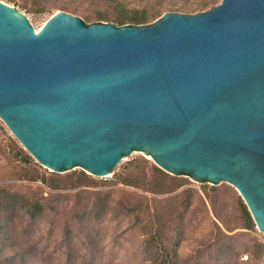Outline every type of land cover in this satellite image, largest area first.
Instances as JSON below:
<instances>
[{
    "label": "water",
    "instance_id": "water-1",
    "mask_svg": "<svg viewBox=\"0 0 264 264\" xmlns=\"http://www.w3.org/2000/svg\"><path fill=\"white\" fill-rule=\"evenodd\" d=\"M11 5L0 0V117L33 158L103 177L142 151L230 183L264 234V0L145 25L57 11L40 30Z\"/></svg>",
    "mask_w": 264,
    "mask_h": 264
},
{
    "label": "rangeland",
    "instance_id": "rangeland-1",
    "mask_svg": "<svg viewBox=\"0 0 264 264\" xmlns=\"http://www.w3.org/2000/svg\"><path fill=\"white\" fill-rule=\"evenodd\" d=\"M111 1L48 0L46 5L52 9L44 13L22 9L19 2L7 3L20 9L38 29L57 11L82 21L83 13L113 16ZM158 1L163 12L177 11L181 4V0ZM131 2L137 7L144 4V0ZM95 22L118 25L112 19ZM20 149L31 158L17 154ZM144 159L155 164L150 155L133 150L110 176L91 175L90 185L74 187L83 169L51 171L24 149L8 127L1 126L0 189L14 195V211L6 222L0 215L5 227L0 232V257L10 255L15 245L18 256L25 253L23 264H252L241 257H253L264 244V234L256 225L253 230L244 228L234 186L171 173L164 180L165 189L171 190L165 193L115 183L114 173L147 169L149 177L148 168L140 163ZM178 182L182 185L174 189ZM50 184L59 188L50 189ZM36 199L46 209L31 218L27 204Z\"/></svg>",
    "mask_w": 264,
    "mask_h": 264
},
{
    "label": "trees",
    "instance_id": "trees-1",
    "mask_svg": "<svg viewBox=\"0 0 264 264\" xmlns=\"http://www.w3.org/2000/svg\"><path fill=\"white\" fill-rule=\"evenodd\" d=\"M9 3H18L22 9H27L32 13H44L51 11V6H47L48 0H29L31 2V7L28 6L25 0H5ZM133 0H112L111 5L115 10L113 16L106 14L104 12L97 11L95 14L83 13L84 20L83 23L88 25V22L97 21L100 19H112L118 26L123 25H145L149 24L163 14L162 8L158 5V0H144V4L141 6L131 5ZM219 0H181L179 10L182 9L184 12L197 13L208 10L210 7L216 5ZM46 5V6H45ZM65 10V7H61ZM178 10V9H177ZM19 155L24 154L25 159H30L28 154H25L23 149L16 152ZM142 165L148 168L150 176H147V169L144 171L131 172L128 174L114 173L113 179L115 183H121L124 186L134 187L136 189L147 191L151 193H165L171 189H165L164 180L167 177H171L169 173L165 172L163 169L158 167L156 164L150 163L148 160L144 159L140 162ZM160 177L162 181H156L154 178ZM91 175L87 174L85 171H80L77 175V182L74 187L80 185H90ZM28 180H34L35 178L29 177ZM44 179V178H43ZM45 180V179H44ZM182 185V182L175 184L174 189ZM50 189L56 190L59 188L56 184H50ZM173 190V189H172ZM0 215L2 214L5 222L7 218H11L13 213L12 202L14 200V195L8 191L0 189ZM237 206L240 211L242 220L244 222V228L247 230H253L255 228V222L240 195H237ZM46 209V204L39 200H31L27 204V212L31 218H36L41 215ZM9 218V219H10ZM4 220L0 219V232L4 227ZM261 246V247H260ZM16 248V246L14 245ZM13 248L10 255L0 257V264H23L25 253L22 252L21 256L19 248ZM255 255L252 257L254 261L258 256L264 253V244H260L256 249ZM262 252V253H261Z\"/></svg>",
    "mask_w": 264,
    "mask_h": 264
},
{
    "label": "built area",
    "instance_id": "built-area-1",
    "mask_svg": "<svg viewBox=\"0 0 264 264\" xmlns=\"http://www.w3.org/2000/svg\"><path fill=\"white\" fill-rule=\"evenodd\" d=\"M1 126H4V127H7L4 123V121L2 120V118L0 117V127ZM241 259L243 261H250L252 262V257L249 256L248 254H244ZM252 264H264V253L260 256H258L253 262Z\"/></svg>",
    "mask_w": 264,
    "mask_h": 264
},
{
    "label": "bare ground",
    "instance_id": "bare-ground-1",
    "mask_svg": "<svg viewBox=\"0 0 264 264\" xmlns=\"http://www.w3.org/2000/svg\"><path fill=\"white\" fill-rule=\"evenodd\" d=\"M14 5H11V7H13ZM14 9H16L20 14H23L22 11H20V9L18 10V8H16L15 6L13 7ZM41 28H38V30H40Z\"/></svg>",
    "mask_w": 264,
    "mask_h": 264
}]
</instances>
